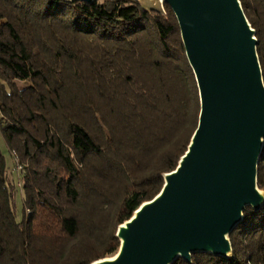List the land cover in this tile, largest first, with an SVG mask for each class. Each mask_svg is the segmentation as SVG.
Instances as JSON below:
<instances>
[{
	"label": "trees",
	"instance_id": "trees-1",
	"mask_svg": "<svg viewBox=\"0 0 264 264\" xmlns=\"http://www.w3.org/2000/svg\"><path fill=\"white\" fill-rule=\"evenodd\" d=\"M241 1L264 73V0ZM166 12L134 0H0V130L24 193L19 221L0 149V264L114 257L119 227L178 167L201 106L177 18ZM178 71L192 92L189 115L172 81ZM258 182L264 191V151ZM230 239V260L197 254L193 264H264V208L247 209Z\"/></svg>",
	"mask_w": 264,
	"mask_h": 264
},
{
	"label": "water",
	"instance_id": "water-1",
	"mask_svg": "<svg viewBox=\"0 0 264 264\" xmlns=\"http://www.w3.org/2000/svg\"><path fill=\"white\" fill-rule=\"evenodd\" d=\"M94 4L107 0H65ZM177 18L200 97L186 154L164 187L117 232L118 253L92 264H193L205 254L230 260L232 233L247 209L264 208V73L257 31L241 0H134Z\"/></svg>",
	"mask_w": 264,
	"mask_h": 264
},
{
	"label": "rangeland",
	"instance_id": "rangeland-1",
	"mask_svg": "<svg viewBox=\"0 0 264 264\" xmlns=\"http://www.w3.org/2000/svg\"><path fill=\"white\" fill-rule=\"evenodd\" d=\"M139 3V2H138ZM141 5V3H139ZM174 87H177L180 91L183 92V99L181 100L180 108L185 115H189L193 109V96L190 91V87L188 84V79L186 74L183 71H178L176 76L172 79ZM24 85V84H20ZM1 119V114H0ZM0 149L2 154L6 159V165L8 174L11 180L15 183V208L17 213V218L19 221L23 218V209H24V193L21 184V180H19L22 176V169L18 165L17 160L14 161L6 141L4 140L1 130H0Z\"/></svg>",
	"mask_w": 264,
	"mask_h": 264
},
{
	"label": "built area",
	"instance_id": "built-area-1",
	"mask_svg": "<svg viewBox=\"0 0 264 264\" xmlns=\"http://www.w3.org/2000/svg\"><path fill=\"white\" fill-rule=\"evenodd\" d=\"M22 169V168H21Z\"/></svg>",
	"mask_w": 264,
	"mask_h": 264
}]
</instances>
